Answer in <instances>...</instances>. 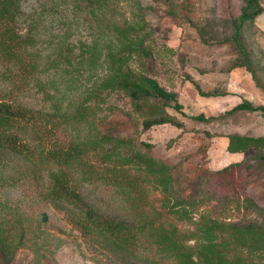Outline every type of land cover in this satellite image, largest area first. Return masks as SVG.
Masks as SVG:
<instances>
[{
  "label": "trees",
  "instance_id": "obj_1",
  "mask_svg": "<svg viewBox=\"0 0 264 264\" xmlns=\"http://www.w3.org/2000/svg\"><path fill=\"white\" fill-rule=\"evenodd\" d=\"M21 2L0 0V191L21 192L13 200L0 196V261L9 264L17 250L27 249L38 264L60 245L45 227V213L33 207L40 204L61 209L94 251V264H264V226L211 215L204 208L208 197L190 189L181 194L172 168L146 143L101 128L111 93L127 98L142 129L164 123L181 128L166 108L207 122L243 111L264 115V106L242 99L217 115L185 113L175 93L150 74L153 28L144 17L150 6L139 0H72L90 34L46 48L39 12L25 13ZM260 9L258 0H242L232 20L230 40L243 59L240 30ZM166 11L175 15L174 8ZM85 73L93 75L88 86L71 98ZM225 150L264 152V135L228 133ZM239 166L250 162H228L203 172L204 178L229 175ZM87 186L106 189L116 212L87 202ZM241 206L259 208L246 194L232 208Z\"/></svg>",
  "mask_w": 264,
  "mask_h": 264
},
{
  "label": "rangeland",
  "instance_id": "obj_2",
  "mask_svg": "<svg viewBox=\"0 0 264 264\" xmlns=\"http://www.w3.org/2000/svg\"><path fill=\"white\" fill-rule=\"evenodd\" d=\"M71 1L22 0L21 9L25 13L39 12L38 32L45 48L60 39L75 42L90 34L84 14L74 9ZM139 1L150 6L144 11L153 28L150 74L160 86L175 93L185 113L217 115L242 99L264 106V0H258L261 9L253 23L243 24L239 33L245 59L230 40L232 20L242 0ZM168 7L175 9L174 16L167 14ZM126 10L127 7L122 8L123 13ZM90 76L85 73L77 77L71 98L80 97ZM197 89L216 91L218 95L202 96ZM27 102L34 104L30 98ZM107 104L112 111L103 106L101 114L105 115V121L101 128L146 143L152 155L172 168L174 186L181 194L190 189L196 196H207L204 208L211 215L264 226V163L259 157H264V152L249 150L236 154L225 150L228 133L264 135L263 114L243 111L198 122L166 108L181 123V128L164 123L142 129L139 117L121 93H111ZM235 160L249 161L250 167L239 166L229 174L231 177L225 174L204 178L203 172ZM243 194L259 208L233 209L235 200ZM83 195L87 202L103 211L116 212L106 189L87 186ZM0 196L13 200L21 198V192L19 188H8L1 190ZM33 207L45 213L46 229L60 240L51 256L38 264H94L91 259L94 251L66 222L61 209L40 204ZM9 264L34 263L27 249H19Z\"/></svg>",
  "mask_w": 264,
  "mask_h": 264
},
{
  "label": "crops",
  "instance_id": "obj_3",
  "mask_svg": "<svg viewBox=\"0 0 264 264\" xmlns=\"http://www.w3.org/2000/svg\"><path fill=\"white\" fill-rule=\"evenodd\" d=\"M237 154V153H236Z\"/></svg>",
  "mask_w": 264,
  "mask_h": 264
}]
</instances>
